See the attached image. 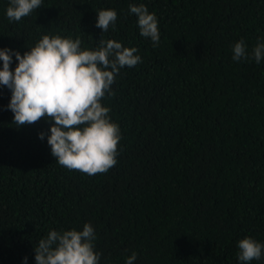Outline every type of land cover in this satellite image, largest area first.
<instances>
[{"label":"trees","instance_id":"1","mask_svg":"<svg viewBox=\"0 0 264 264\" xmlns=\"http://www.w3.org/2000/svg\"><path fill=\"white\" fill-rule=\"evenodd\" d=\"M141 3L158 20L155 47L129 11ZM8 7L0 0V48L23 55L46 34L87 49L114 39L142 62L101 101L121 138L116 165L96 175L55 160L54 121L17 127L0 85V264H36L49 231L85 223L99 264L133 251L134 264H242L240 239L264 244V59H232L238 40L249 54L264 42V0H42L20 21ZM101 9L117 12L114 29L96 27Z\"/></svg>","mask_w":264,"mask_h":264},{"label":"clouds","instance_id":"2","mask_svg":"<svg viewBox=\"0 0 264 264\" xmlns=\"http://www.w3.org/2000/svg\"><path fill=\"white\" fill-rule=\"evenodd\" d=\"M42 0H9L6 15L10 21H20L39 9ZM129 11L137 16L140 35L151 38L153 46L160 41L158 20L143 4H130ZM114 9L97 11L96 27L107 32L115 28ZM135 47L103 38L94 49L81 48L79 37L43 35L21 55L17 50L0 48V85L11 91L8 108L19 127L34 124L42 118L54 121L47 142L59 165L88 175L106 173L117 163L120 141L119 125L113 122L110 109L102 105L105 94L121 68H132L142 62ZM234 61L264 59V42L258 40L251 54L243 39L232 46ZM15 56L16 67L10 65ZM40 132L39 138L44 139ZM95 231L90 223L82 230H51L35 245L36 264H99L100 253L94 251ZM238 259L242 264L260 260L264 244L250 236L238 241ZM137 253L126 258L134 264ZM25 262L27 257L24 258Z\"/></svg>","mask_w":264,"mask_h":264}]
</instances>
